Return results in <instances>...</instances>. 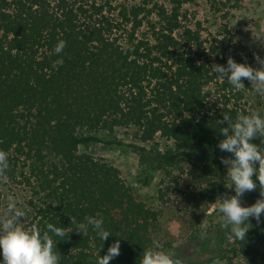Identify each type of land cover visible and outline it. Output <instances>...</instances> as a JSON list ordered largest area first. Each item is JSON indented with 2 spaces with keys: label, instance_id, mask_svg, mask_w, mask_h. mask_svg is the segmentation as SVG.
Wrapping results in <instances>:
<instances>
[{
  "label": "trees",
  "instance_id": "16d2710c",
  "mask_svg": "<svg viewBox=\"0 0 264 264\" xmlns=\"http://www.w3.org/2000/svg\"><path fill=\"white\" fill-rule=\"evenodd\" d=\"M184 2L0 0L5 174L29 189L27 229L43 234L52 223L69 233L53 236L60 264H96L116 240L120 255L110 264H140L153 247L158 211L139 199L119 167L80 151L98 142L124 145L119 129H133L141 142L127 144L150 164L145 182L152 170L194 157L201 165L195 175L208 184L201 200L216 203V177L226 171L221 157L232 156L217 147L227 126L218 120L252 113L251 84L242 79L245 86L235 90L211 66L226 67L229 56L245 63L249 47L221 33L204 37L201 20L188 22ZM60 40L67 46L57 54ZM158 137L175 145L162 150ZM262 141L251 142L264 149ZM101 216L111 233L106 241L92 226L84 235L75 230L85 217ZM245 225L246 239H231L233 251L264 264V214L261 223L249 218Z\"/></svg>",
  "mask_w": 264,
  "mask_h": 264
},
{
  "label": "rangeland",
  "instance_id": "374dc122",
  "mask_svg": "<svg viewBox=\"0 0 264 264\" xmlns=\"http://www.w3.org/2000/svg\"><path fill=\"white\" fill-rule=\"evenodd\" d=\"M112 1L140 3L143 0ZM150 1L171 5L174 0ZM183 9L188 14V22L202 21L204 37L211 38L221 33L220 37L227 35L236 41H243L249 47L245 64L253 68L261 67L255 55L264 58V43H261L264 40V0H185ZM225 27L230 33L225 32ZM256 38L261 39L254 40ZM247 100L251 112L264 117V94L256 92L250 85ZM117 135L123 139L124 145L98 142L89 147L81 146L80 151H87L119 167L139 199L158 211L159 227L152 232L154 241L160 244L156 250L174 253V258H179L183 264H249L244 256L233 251L232 240L226 237L227 228L223 226L218 202L214 207L213 204L208 205L207 199L201 200L202 191L208 184H201L200 177L195 175V170L199 171L198 166H201L199 161L192 157L179 166L165 165L154 169L150 181L145 182L150 164L143 163L139 152L127 144L141 143L135 131L131 128L119 129ZM155 142H158L155 146L162 150L175 145L173 140L161 137ZM155 142L147 143L148 147L153 148ZM226 176L227 169L222 176L216 177L218 197L235 195L234 186L231 189L226 186H231V180ZM253 180L257 188L243 195L241 205L244 207L251 206L261 198L259 181L255 175ZM9 195L18 200V210L25 213V218H21L19 223L27 229V221L31 217V208L27 203L29 189L5 174L0 177V215L7 209ZM2 261L0 249V264Z\"/></svg>",
  "mask_w": 264,
  "mask_h": 264
},
{
  "label": "clouds",
  "instance_id": "9594fccd",
  "mask_svg": "<svg viewBox=\"0 0 264 264\" xmlns=\"http://www.w3.org/2000/svg\"><path fill=\"white\" fill-rule=\"evenodd\" d=\"M258 39L261 38L254 40ZM261 43H264V40H261ZM66 46V41L60 40L55 48L56 53L60 54ZM255 60L261 67L253 68L245 63H237L229 56L226 67L213 64L212 72L218 79H227L235 90H241L245 86L242 79H247L256 92L264 94V58L256 54ZM57 63L62 64V61ZM218 122L227 125L220 129V134L224 138L219 141L217 147L221 152L232 154L231 157H221V163L227 169L226 177L231 180V186H226L230 189L234 186L235 195L229 197L225 194L218 197L215 202H218L223 226L230 228L229 239L234 237L244 241L249 230L245 222H248L249 218H255L259 224L261 215L264 214V149L251 142L253 138L264 137V117L257 112L250 115L238 114L233 122L230 116L224 114L223 119ZM8 167V154L0 150V177L5 175ZM254 175L259 181L261 198L251 206L244 207L241 205L243 195L257 188L253 180ZM18 203L13 195H9L7 209L0 215L2 264H60L61 255L54 251L56 243L53 236L63 239L69 233L52 223L47 224V230L43 234L36 226L23 228L19 222L21 218H25V213L18 210ZM213 206L215 207L216 203H213ZM85 221L78 223L75 230L84 235L88 227L92 226L100 239L103 241L108 239L111 233L105 230L102 216L85 217ZM71 222L76 221L71 218ZM159 248L160 244L154 241L152 248L144 249L140 264H183L179 258H174V253L155 250ZM120 249V240H116L109 246L105 255L98 257L96 264H110L112 259L120 255Z\"/></svg>",
  "mask_w": 264,
  "mask_h": 264
}]
</instances>
